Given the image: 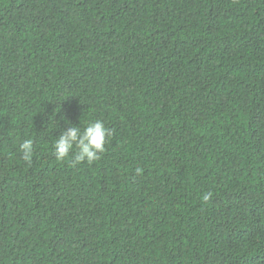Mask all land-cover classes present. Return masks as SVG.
<instances>
[{
  "label": "trees",
  "instance_id": "1",
  "mask_svg": "<svg viewBox=\"0 0 264 264\" xmlns=\"http://www.w3.org/2000/svg\"><path fill=\"white\" fill-rule=\"evenodd\" d=\"M0 264H264V0H0Z\"/></svg>",
  "mask_w": 264,
  "mask_h": 264
},
{
  "label": "clouds",
  "instance_id": "2",
  "mask_svg": "<svg viewBox=\"0 0 264 264\" xmlns=\"http://www.w3.org/2000/svg\"><path fill=\"white\" fill-rule=\"evenodd\" d=\"M112 135V130L102 120H95L84 127L69 125L53 141V155L58 162H68L73 167L83 163L91 165L104 154ZM19 151L22 159L26 163H31L35 141L31 138L23 140L19 145ZM209 198V195L204 196L205 200Z\"/></svg>",
  "mask_w": 264,
  "mask_h": 264
}]
</instances>
